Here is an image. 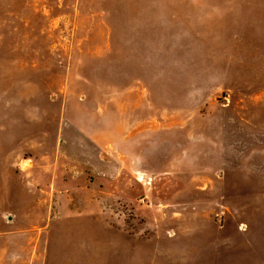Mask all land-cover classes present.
Here are the masks:
<instances>
[{
	"label": "rangeland",
	"instance_id": "rangeland-1",
	"mask_svg": "<svg viewBox=\"0 0 264 264\" xmlns=\"http://www.w3.org/2000/svg\"><path fill=\"white\" fill-rule=\"evenodd\" d=\"M0 264H264V0H0Z\"/></svg>",
	"mask_w": 264,
	"mask_h": 264
},
{
	"label": "crops",
	"instance_id": "crops-1",
	"mask_svg": "<svg viewBox=\"0 0 264 264\" xmlns=\"http://www.w3.org/2000/svg\"><path fill=\"white\" fill-rule=\"evenodd\" d=\"M213 76H216V75H213Z\"/></svg>",
	"mask_w": 264,
	"mask_h": 264
}]
</instances>
